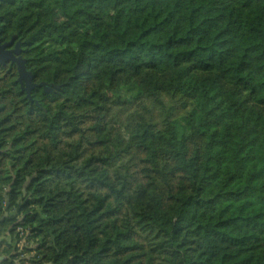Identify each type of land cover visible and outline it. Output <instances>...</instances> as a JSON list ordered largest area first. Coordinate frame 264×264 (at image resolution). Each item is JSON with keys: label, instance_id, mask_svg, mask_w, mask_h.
Masks as SVG:
<instances>
[{"label": "trees", "instance_id": "16d2710c", "mask_svg": "<svg viewBox=\"0 0 264 264\" xmlns=\"http://www.w3.org/2000/svg\"><path fill=\"white\" fill-rule=\"evenodd\" d=\"M0 34L39 85L0 65V264H264V0H0Z\"/></svg>", "mask_w": 264, "mask_h": 264}, {"label": "water", "instance_id": "95a60500", "mask_svg": "<svg viewBox=\"0 0 264 264\" xmlns=\"http://www.w3.org/2000/svg\"><path fill=\"white\" fill-rule=\"evenodd\" d=\"M12 40L4 45L0 46V64H4L7 62L15 63L17 66V82L20 84L21 90L26 93V98L31 101L30 92L36 86L35 83L32 82V75L25 68V59L19 56L20 54V46L17 42L15 47L12 50H6L5 47L11 44ZM15 55L19 56L16 57ZM1 259V258H0Z\"/></svg>", "mask_w": 264, "mask_h": 264}, {"label": "flooded vegetation", "instance_id": "af4514ba", "mask_svg": "<svg viewBox=\"0 0 264 264\" xmlns=\"http://www.w3.org/2000/svg\"><path fill=\"white\" fill-rule=\"evenodd\" d=\"M11 40H12L11 44H9L8 46H6L5 49H6V50H12V49L15 47L16 43L18 42V43H19V46H20V49H21L19 56L22 57V47H21V42H20L19 40H16L14 36H12V37H11L10 39H8V40H5V37L2 36V35L0 34V46L9 43ZM15 56H16V57H19V56H17V55H15ZM0 65H2V66H6V67L14 66V68H15V70H16V72H17V66H16L15 63L12 64L11 62H7V63L0 64Z\"/></svg>", "mask_w": 264, "mask_h": 264}, {"label": "rangeland", "instance_id": "374dc122", "mask_svg": "<svg viewBox=\"0 0 264 264\" xmlns=\"http://www.w3.org/2000/svg\"><path fill=\"white\" fill-rule=\"evenodd\" d=\"M115 128H116V132H117L119 130L118 126L116 125ZM116 132H113V134H115Z\"/></svg>", "mask_w": 264, "mask_h": 264}, {"label": "crops", "instance_id": "0c3cea01", "mask_svg": "<svg viewBox=\"0 0 264 264\" xmlns=\"http://www.w3.org/2000/svg\"><path fill=\"white\" fill-rule=\"evenodd\" d=\"M1 258V257H0ZM1 260V259H0Z\"/></svg>", "mask_w": 264, "mask_h": 264}]
</instances>
